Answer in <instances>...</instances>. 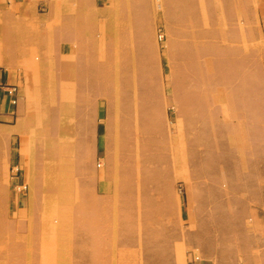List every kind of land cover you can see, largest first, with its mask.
<instances>
[{"label": "crops", "instance_id": "1", "mask_svg": "<svg viewBox=\"0 0 264 264\" xmlns=\"http://www.w3.org/2000/svg\"><path fill=\"white\" fill-rule=\"evenodd\" d=\"M132 1L0 0V21L7 22L0 25V30L9 39L7 57L0 58L8 71L0 72V81L17 83L18 76L9 70L27 53L28 84L36 71L32 70L47 69L53 59L49 53L54 54L57 134L67 130L77 133V151L83 149L82 157H85L84 148L88 144L89 165L97 167L94 177L85 180L90 186L86 196L101 203L107 197H126L125 202L121 200V210L135 214L130 222L100 220L99 215L97 221H92L91 214L102 213L107 218L110 209L102 204L94 206L88 200L84 206L88 221L78 222V229L85 227L88 234L82 233L80 237L78 231L75 243L87 245L88 264H118L129 246L138 256L142 254L147 264H264V216L258 215V222L249 232L252 235L243 220L244 214L250 213L246 210L252 191L229 189L230 196L234 193L244 197L240 202L246 209L236 210L233 200L222 199L223 190L217 185L201 184L199 204L191 208L187 222L183 204L170 201L177 182L182 180L188 190L194 179L192 129L185 120L182 139H177L170 130L166 106L178 98L154 89L162 81L152 61L148 62L143 43L145 31L153 37V29L145 28L144 20L149 19L145 17L147 10L139 6V0ZM210 3L207 16L199 12L201 29L197 34L188 29L185 35L188 40L183 44V58L188 63L192 38H200L197 67L201 76L194 84L235 85L239 69L244 68L248 72L244 84L255 89L263 86L264 78H259L263 77L259 70L264 74V0ZM168 4L167 20H193L191 15L196 12L186 8L185 0H168ZM205 5L209 4L205 2ZM42 6L47 7L46 13H41ZM204 20L213 26L210 33L204 30ZM241 21L244 23L240 24ZM176 27L173 23L168 28L174 49L178 43L173 38L178 35ZM16 36H27V52L14 48ZM240 44L246 48L241 49ZM219 73L223 74L222 79ZM183 84L187 88L180 99L186 118L194 114L193 110L213 116L209 112L221 109L224 102H234V107L239 108L241 100L244 107H252L256 101L264 117V86L262 92L257 89V93H249L246 98L231 92L229 98L216 94L210 98L207 94L198 99L191 93L193 80L186 78ZM197 100L200 104L196 106ZM12 112L5 97L0 104V148L13 134ZM70 117L75 121L69 122L72 126L65 130L64 120L69 125ZM260 131L264 133V124ZM53 146L57 150L59 172V164L61 168L69 167V161H64L67 149H63L58 139ZM206 160L210 164H226L225 158L219 156H206ZM239 160L247 166L254 164L248 157ZM231 168L206 173L217 181H224V176L230 181L227 172ZM206 173H200L201 178Z\"/></svg>", "mask_w": 264, "mask_h": 264}, {"label": "rangeland", "instance_id": "2", "mask_svg": "<svg viewBox=\"0 0 264 264\" xmlns=\"http://www.w3.org/2000/svg\"><path fill=\"white\" fill-rule=\"evenodd\" d=\"M210 1L214 0H185L186 8H191V11L196 13L191 15L193 20L176 22L166 19L168 0L138 1L141 3L139 6H143L148 13L145 17L149 19L144 20L145 28L148 30L152 27L153 29V37L147 35L148 31H145L143 43L148 62L152 61V66L155 67V71L158 70L162 81L160 85H154V89L168 96L176 95L178 98L172 105L166 106L167 123L177 139L179 137L182 139L185 120L189 121L192 129L194 179L188 190L184 187L182 180L177 182L175 194L171 198L169 196V199L172 202L183 204L184 220L187 222L190 221L191 208L195 209L199 204L201 184L214 187L217 185L216 187L223 190L222 199L233 200L236 210L246 209L244 203L240 202L244 197L235 196L234 193L230 196L229 189L252 191V196L248 201L249 209L246 210L250 213L244 214L243 219L247 222L249 233L251 227L258 222V217L264 216V133L260 131V126L264 124V117L259 112L257 102L255 101L252 107L250 105L244 107L243 100H241L239 108L234 107V102L231 104L224 102L221 109L209 112L214 113L213 116L193 110L194 114L186 118L183 115V102L180 99L187 88L186 84H183L186 78L193 80L191 93L193 98L198 99L201 96L205 98L207 94L211 95L210 98L214 94L229 98L232 97L231 92L239 93L242 98H246L245 96L249 93H257V89L261 92L263 90L264 85L256 86L255 89V86L244 84L247 78L246 73H248L244 68L239 69L235 85L230 83L217 86L206 83L194 84L201 76L197 67L200 38L193 37L194 41L191 39L193 49L187 57L188 63L183 58V44L184 40H188L185 36L188 29L193 34H197L196 32L201 29V21L198 19L199 12L207 16L205 12L209 10ZM132 2L134 3L135 0ZM205 2L209 5L206 6ZM46 12L47 7L42 6L41 13ZM3 23L7 22L0 21V25ZM173 23L176 24L175 32L178 33L173 38L178 43L181 42V45L177 43L175 49L171 44L172 34L168 31ZM203 23L204 30L206 32L209 30L210 33L213 29L211 22L204 20ZM243 23L240 22V24ZM8 44L9 39L3 37V32L0 30V58L7 57ZM240 47L241 49L246 48V45L240 44ZM14 48L22 53L27 52V36H16ZM49 56H53L50 66L47 69H33L32 72L36 70L35 74L28 80V84L27 53L17 59L14 68L9 70L10 73L18 76L17 83L11 86H18L19 100L17 106L10 105L15 118L12 127L13 134L5 139L6 143L0 148L3 153L0 156V264H88L87 245L78 246L75 243L78 241V231L81 233L80 237L82 233L85 236L88 234L87 228L78 229L79 221H88V213L84 209L88 200H91L94 206L102 204L110 209L106 215L107 218L102 213L91 214L92 221H95L98 218L96 216L99 215L100 220L110 219L117 223L126 220L130 222L135 215L121 210V200L125 202L126 197L121 198L117 195L107 197L101 203L94 201V197L86 196L90 186L85 183V180L94 177L97 167L91 168L89 165L90 146L88 144L85 146L84 154L86 155L82 157L83 149L77 151L78 134L67 130L72 126L69 122L72 123L75 119L70 117L69 125L65 119L64 128L67 131L57 134L56 127L59 123L55 113L54 54L49 53ZM36 60L40 61L39 55H36ZM7 71V65L0 62V72L7 73ZM259 72L263 76L259 78L263 79V70ZM219 74L221 76L219 78L222 79L223 74ZM173 79H176L175 84H173ZM198 104L200 102L197 100L196 106ZM262 112H264V102ZM60 121L63 122L62 118ZM199 130L202 131L199 132ZM56 139L63 143V149H67V158L65 157L64 161L70 163L68 168L66 166L61 168L59 164V172H57L59 166H56L57 150L53 146ZM75 153L80 160L76 158ZM206 156L223 157L226 164H223L224 166L210 164ZM244 157L253 160L254 164L248 165V168L239 160ZM225 167H232V170L227 172L231 177L230 181H227L229 179L225 176L224 181H217L214 176L208 175V173H218ZM200 173L207 175H203L202 179ZM246 183L248 185H245ZM103 193L106 192L100 191V194ZM113 193L111 190V194ZM170 214L167 215L170 216ZM128 233L130 235V229ZM249 235L252 234L249 233ZM143 257L142 254L138 256L129 246L125 252H122V258H118V264H147L148 262Z\"/></svg>", "mask_w": 264, "mask_h": 264}, {"label": "built area", "instance_id": "3", "mask_svg": "<svg viewBox=\"0 0 264 264\" xmlns=\"http://www.w3.org/2000/svg\"><path fill=\"white\" fill-rule=\"evenodd\" d=\"M7 97L11 106H17L19 100L18 86H11L10 84L0 81V104L3 99Z\"/></svg>", "mask_w": 264, "mask_h": 264}]
</instances>
